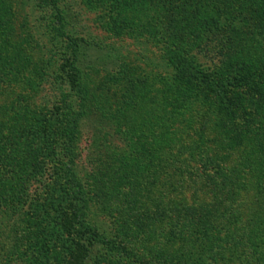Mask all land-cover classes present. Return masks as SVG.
<instances>
[{
	"label": "rangeland",
	"instance_id": "obj_1",
	"mask_svg": "<svg viewBox=\"0 0 264 264\" xmlns=\"http://www.w3.org/2000/svg\"><path fill=\"white\" fill-rule=\"evenodd\" d=\"M167 1L0 0V264H264V7L222 3V65L198 0ZM238 70L262 94L232 114Z\"/></svg>",
	"mask_w": 264,
	"mask_h": 264
},
{
	"label": "trees",
	"instance_id": "obj_2",
	"mask_svg": "<svg viewBox=\"0 0 264 264\" xmlns=\"http://www.w3.org/2000/svg\"><path fill=\"white\" fill-rule=\"evenodd\" d=\"M169 1L170 0L167 1L168 6L172 4V2ZM34 2L38 6H43V7L46 6L53 7L54 5H56V0H34ZM198 2H199L198 14L202 16L205 15V17L207 16L206 17L207 22L200 27L204 28V34H206V37L208 38L207 39L208 42L209 41L212 42L214 58L220 57L221 60L223 61L221 62L222 65L223 64L226 65V63L237 58L238 55L243 52V49H241L242 48L241 47L242 41L240 40L241 38L239 37L240 38L239 41H237L238 39H235L234 33L231 31L230 28V26L232 25L226 24L225 21L223 23L220 22V16L217 15L219 14L217 12L223 13V10L221 11L218 10L221 8V5L223 6L222 3L230 2V1L198 0ZM255 2L258 5L261 3L264 7V0H255ZM222 8H225V6ZM251 9H253V11ZM251 9H249V12L250 13L252 12L256 16L258 14V8L252 7ZM213 10H216L215 14H212ZM197 18H199V15L195 17V19ZM223 24H225L226 27H224ZM240 70L231 72L230 75L229 74L226 75L224 77V81L220 83L219 87L216 89L218 98L222 101L225 108L232 109L231 110L232 114L235 113L240 114L241 111H244L242 106V99L239 96L238 88L239 89L245 88L246 90H249L251 93H254L256 95L262 94L258 89V85L260 84V81L257 82V78L261 77V75L259 74V76H257L256 71L250 74V73L241 72ZM220 74H222V69H220L219 66L218 67L216 66L215 69L210 71L211 76L217 77ZM207 78H209L208 75H205V77H203V79L205 80H207ZM74 216L76 217V213L73 214V217ZM73 217L64 214L62 215L59 222L60 228L64 233L68 234V236L72 234L73 226L76 224ZM75 247L76 248L74 252L69 258L68 264H84V261L87 257L86 248L82 243L79 242L75 244Z\"/></svg>",
	"mask_w": 264,
	"mask_h": 264
}]
</instances>
